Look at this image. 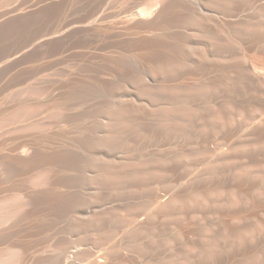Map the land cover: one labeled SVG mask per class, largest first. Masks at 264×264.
<instances>
[{"label": "bare ground", "instance_id": "bare-ground-1", "mask_svg": "<svg viewBox=\"0 0 264 264\" xmlns=\"http://www.w3.org/2000/svg\"><path fill=\"white\" fill-rule=\"evenodd\" d=\"M0 264H264V0H0Z\"/></svg>", "mask_w": 264, "mask_h": 264}, {"label": "rangeland", "instance_id": "rangeland-1", "mask_svg": "<svg viewBox=\"0 0 264 264\" xmlns=\"http://www.w3.org/2000/svg\"><path fill=\"white\" fill-rule=\"evenodd\" d=\"M49 74H50V75H49L50 78H51V77H52V78L54 77V75H52L50 72H49ZM41 103H42V104H41ZM41 103L39 102V103H37V105H38L39 107H43V106L48 105V104H45L44 101H42ZM17 105H18V104H17ZM35 106H36V105H35Z\"/></svg>", "mask_w": 264, "mask_h": 264}]
</instances>
